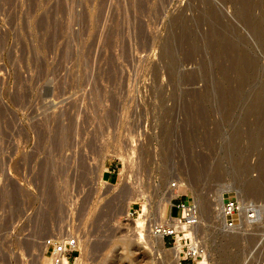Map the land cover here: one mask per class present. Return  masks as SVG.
<instances>
[{
	"label": "rangeland",
	"instance_id": "374dc122",
	"mask_svg": "<svg viewBox=\"0 0 264 264\" xmlns=\"http://www.w3.org/2000/svg\"><path fill=\"white\" fill-rule=\"evenodd\" d=\"M175 197L207 250L183 264H264V0H0V264L71 235L74 264H176Z\"/></svg>",
	"mask_w": 264,
	"mask_h": 264
},
{
	"label": "built area",
	"instance_id": "2783aa9c",
	"mask_svg": "<svg viewBox=\"0 0 264 264\" xmlns=\"http://www.w3.org/2000/svg\"><path fill=\"white\" fill-rule=\"evenodd\" d=\"M177 184L175 181L172 186L176 187ZM170 205L169 213L166 217L164 216L163 222L155 225V230L163 236L164 242L165 239H168L167 242L172 244V248L177 251L180 264H183L184 261L195 262L198 259H203L207 250L196 232V227L200 223V213L195 203L175 197V201L170 202ZM243 211L244 204L238 198H224L221 212L224 216L225 227L236 228L241 223L240 218ZM252 213V211L249 212V217H253ZM78 242V237L71 235L65 240H56L50 237L44 241V244L47 250L49 248L52 250L53 264H62L64 258L69 257L73 249L78 247Z\"/></svg>",
	"mask_w": 264,
	"mask_h": 264
},
{
	"label": "bare ground",
	"instance_id": "6f19581e",
	"mask_svg": "<svg viewBox=\"0 0 264 264\" xmlns=\"http://www.w3.org/2000/svg\"><path fill=\"white\" fill-rule=\"evenodd\" d=\"M188 186V185H187ZM175 189V188H174ZM176 190V189H175ZM175 190L173 191V192H175ZM174 196V195H173ZM136 197H138V195L136 196ZM140 197V196H139ZM171 197V196H170ZM135 198V197H134ZM170 201H172V199L170 198L168 201H167V203L168 202H170ZM144 202V201H143ZM221 204H222V202H217V205H216V211L217 212H221ZM147 205L148 204H146L145 202L143 203V207L142 208H140V212H139V216L138 217H135V218H133V219H127L126 221H127V223H126V229H127V233L129 232V231H132V232H134V237H136L135 239H132V241H130L129 242V240H128V242L126 241V244H128V246L130 247V254H133V253H135V250H137V249H141V248H144V246H146L145 244H147L148 245V243L149 242H151V241H149L148 239L150 238L149 236H148V239H147V237H146V233L143 231L144 230V227H145V223H146V221H145V216H146V213L148 212L147 210H148V208H147ZM124 211H125V214L127 215V216H129V203L128 204H126L125 205V208H124ZM159 212V214H161V216H162V222H163V220H164V213H165V204H164V206L163 207H161V209H160V211H158ZM222 213V212H221ZM124 214V215H125ZM131 214V213H130ZM151 231H152V229H151ZM150 231V232H151ZM125 233V232H124ZM127 233H126V235H127ZM152 233V232H151ZM150 234V233H149ZM155 235L154 237L156 238V240H157V243L160 245V246H162L163 245V236L160 234V233H158L156 230H153V233H152V235ZM129 235V234H128ZM70 237V236H69ZM128 239V238H127ZM65 240V239H64ZM78 241H79V238H78ZM155 241V240H154ZM145 243V244H144ZM123 244H124V242H123ZM125 245V244H124ZM79 247H80V241L78 242V247H76V248H74L73 249V254L75 255V258H74V261H70V258L69 257H65L64 258V260H63V263L62 264H74L76 261H77V259H78V256L76 255V252L77 251H79ZM148 247H149V245H148ZM128 248V247H127ZM128 250V249H127ZM174 251V253H175V260H176V264H178L179 262V258H178V254H177V251H175V249L173 250ZM128 252V253H129ZM126 255V254H125ZM128 257V256H127ZM43 263L44 264H53V262L51 261V259H49V258H46V257H44V259H43Z\"/></svg>",
	"mask_w": 264,
	"mask_h": 264
}]
</instances>
